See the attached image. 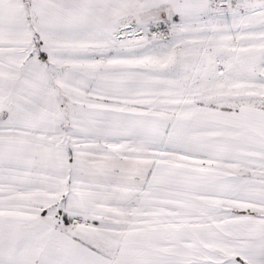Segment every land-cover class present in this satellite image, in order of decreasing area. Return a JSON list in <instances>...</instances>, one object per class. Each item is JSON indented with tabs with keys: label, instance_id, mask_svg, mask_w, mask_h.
I'll use <instances>...</instances> for the list:
<instances>
[{
	"label": "snow or ice",
	"instance_id": "snow-or-ice-1",
	"mask_svg": "<svg viewBox=\"0 0 264 264\" xmlns=\"http://www.w3.org/2000/svg\"><path fill=\"white\" fill-rule=\"evenodd\" d=\"M0 264H264V0H0Z\"/></svg>",
	"mask_w": 264,
	"mask_h": 264
}]
</instances>
